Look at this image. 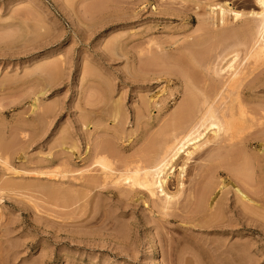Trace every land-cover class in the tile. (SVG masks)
Segmentation results:
<instances>
[{
    "label": "rangeland",
    "instance_id": "obj_1",
    "mask_svg": "<svg viewBox=\"0 0 264 264\" xmlns=\"http://www.w3.org/2000/svg\"><path fill=\"white\" fill-rule=\"evenodd\" d=\"M210 1L244 17L215 14ZM261 9L256 0H0V150L13 170L0 164V264H264L259 167L253 181L219 170L225 212L211 228L196 212L167 223L96 164L107 157L117 177L145 160L193 84L229 80L214 73L219 57L247 49ZM262 98L245 100L260 110ZM223 140L188 162L187 187L205 164L199 155ZM255 145L248 157L263 165Z\"/></svg>",
    "mask_w": 264,
    "mask_h": 264
},
{
    "label": "bare ground",
    "instance_id": "obj_2",
    "mask_svg": "<svg viewBox=\"0 0 264 264\" xmlns=\"http://www.w3.org/2000/svg\"><path fill=\"white\" fill-rule=\"evenodd\" d=\"M261 6L257 14V25L251 29L245 42L246 50H236L221 59L219 74L229 71L230 78L223 85L213 84L209 87L206 80L203 85H194L193 92L185 103L176 111V115L166 128L154 140L150 149L143 152L136 163L125 165L115 177L114 169L107 157L98 156L96 164L102 168L107 179H111L118 187H126L147 197L159 215L170 223V219L184 218L188 214L201 215L204 224L216 227L224 215L222 194L226 187L220 188L216 181L219 170L227 169L236 178L253 181L254 166L263 170V161L248 157L250 147L261 141L260 147L264 156V106L260 110L251 108L247 96L263 99L264 95V0H256ZM215 14L234 13L230 5L226 7L213 1L208 3ZM218 6L219 11H218ZM197 7L201 8L200 2ZM237 18L244 14L234 13ZM240 52L244 57L239 63ZM228 57H232L227 61ZM254 60L244 69L241 65ZM211 58L202 61V66L209 68ZM181 66H186L188 60L180 57L177 60ZM196 73L192 78L196 81ZM114 120L119 121L120 111L115 107ZM213 135V137L210 136ZM261 134V135H260ZM223 136L224 140L215 151L207 150L198 159L201 165L198 174L190 180V187L185 183L187 164L192 157L205 147ZM3 144L0 139V145ZM183 161L181 168L179 162ZM0 164L9 171L8 158H4L0 150ZM179 174L177 175V173ZM176 184L173 191L172 185ZM235 187V186H234ZM2 192V191H0ZM242 201H249L241 190L236 189Z\"/></svg>",
    "mask_w": 264,
    "mask_h": 264
}]
</instances>
